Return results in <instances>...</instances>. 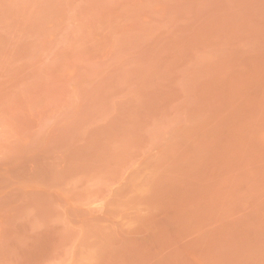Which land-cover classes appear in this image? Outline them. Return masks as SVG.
Here are the masks:
<instances>
[{"label":"rangeland","instance_id":"obj_1","mask_svg":"<svg viewBox=\"0 0 264 264\" xmlns=\"http://www.w3.org/2000/svg\"><path fill=\"white\" fill-rule=\"evenodd\" d=\"M177 170L192 264H264V0H0V264Z\"/></svg>","mask_w":264,"mask_h":264},{"label":"crops","instance_id":"obj_2","mask_svg":"<svg viewBox=\"0 0 264 264\" xmlns=\"http://www.w3.org/2000/svg\"><path fill=\"white\" fill-rule=\"evenodd\" d=\"M172 174V182L162 176L142 189L124 185L97 205H82L78 215L42 219L34 233L41 242L33 264L199 263L200 196H186L189 189L179 182L184 174Z\"/></svg>","mask_w":264,"mask_h":264}]
</instances>
